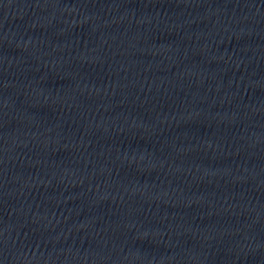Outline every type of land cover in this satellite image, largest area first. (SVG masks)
I'll list each match as a JSON object with an SVG mask.
<instances>
[{
    "label": "water",
    "instance_id": "95a60500",
    "mask_svg": "<svg viewBox=\"0 0 264 264\" xmlns=\"http://www.w3.org/2000/svg\"><path fill=\"white\" fill-rule=\"evenodd\" d=\"M11 264H264V0H0Z\"/></svg>",
    "mask_w": 264,
    "mask_h": 264
}]
</instances>
